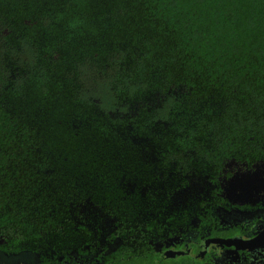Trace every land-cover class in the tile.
Here are the masks:
<instances>
[{
	"label": "trees",
	"instance_id": "trees-1",
	"mask_svg": "<svg viewBox=\"0 0 264 264\" xmlns=\"http://www.w3.org/2000/svg\"><path fill=\"white\" fill-rule=\"evenodd\" d=\"M264 212V0H0V253L167 259Z\"/></svg>",
	"mask_w": 264,
	"mask_h": 264
},
{
	"label": "rangeland",
	"instance_id": "rangeland-1",
	"mask_svg": "<svg viewBox=\"0 0 264 264\" xmlns=\"http://www.w3.org/2000/svg\"><path fill=\"white\" fill-rule=\"evenodd\" d=\"M260 220L259 227L264 225V212L237 213L230 212L220 215V222L223 227H230L236 224L256 222ZM179 238L166 240L157 245V249L162 248L171 250L175 245L180 243ZM260 256L244 259L236 254L235 251L225 250L223 247H213L209 262L206 264H264ZM0 264H37V257L30 253H23L17 256H6L0 253Z\"/></svg>",
	"mask_w": 264,
	"mask_h": 264
},
{
	"label": "flooded vegetation",
	"instance_id": "flooded-vegetation-1",
	"mask_svg": "<svg viewBox=\"0 0 264 264\" xmlns=\"http://www.w3.org/2000/svg\"><path fill=\"white\" fill-rule=\"evenodd\" d=\"M220 215H219V220H220ZM259 223H260V220H257L256 222L251 221L250 223L247 222L245 224H236V225H233V226H230V227H223V226L222 227L225 228V229H231V228H235V227H240L243 230V234L242 235H236V236H233L230 239H226V240L230 241L234 237H240V238H242L244 240H247V239H251L256 234H258L261 230L264 229V225H261V227L258 226ZM220 224H221V222H220ZM203 240H205V239H200L199 241L186 240L185 244L183 245V249L182 250H175V248H176V245H175L171 250L165 249L166 251H165V253H163L162 256H164L166 254H171V253H174V252H186L191 247L195 246L196 244H198L200 241H203ZM207 240H210V239H207ZM211 240H214V239H211ZM215 241L218 242L220 240H215ZM180 243H182V241H180ZM217 246L223 247V249H225V250L235 251L233 248H226L225 246L219 245L218 243H212L209 246L202 247L201 249H199V250H197L195 252H192L191 254L197 253V252L201 251L203 248H209V252H210V255H211V253L213 251V247H217ZM160 250H162V249H160ZM235 252H236L237 255H239L240 257H242L244 259H249V258L260 256L263 259V261H264V248L260 249V250L253 251V252H246V251H235ZM162 256H161V258H162ZM262 263H264V262H262ZM65 264H93V263H92L91 260H88V261H81L80 260V261H78L76 259H71V260L65 261ZM95 264H99V263L96 262Z\"/></svg>",
	"mask_w": 264,
	"mask_h": 264
},
{
	"label": "water",
	"instance_id": "water-1",
	"mask_svg": "<svg viewBox=\"0 0 264 264\" xmlns=\"http://www.w3.org/2000/svg\"><path fill=\"white\" fill-rule=\"evenodd\" d=\"M212 243H218L219 245L225 246L226 248H233L235 251H246V252H253L256 250H260L264 248V229L261 230L258 234H256L251 239L244 240L240 237H234L230 241L226 239H221L220 241L216 242L215 240H203L200 241L195 246L191 247L186 252H174L171 254H166L162 256V259H167L170 257H174L177 255H190L192 252H195L202 247L209 246Z\"/></svg>",
	"mask_w": 264,
	"mask_h": 264
}]
</instances>
